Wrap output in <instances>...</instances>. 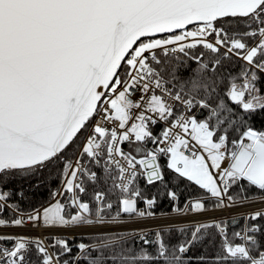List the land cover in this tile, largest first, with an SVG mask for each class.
<instances>
[{
	"label": "snow or ice",
	"instance_id": "obj_1",
	"mask_svg": "<svg viewBox=\"0 0 264 264\" xmlns=\"http://www.w3.org/2000/svg\"><path fill=\"white\" fill-rule=\"evenodd\" d=\"M0 264H264V0H0Z\"/></svg>",
	"mask_w": 264,
	"mask_h": 264
},
{
	"label": "built area",
	"instance_id": "obj_2",
	"mask_svg": "<svg viewBox=\"0 0 264 264\" xmlns=\"http://www.w3.org/2000/svg\"><path fill=\"white\" fill-rule=\"evenodd\" d=\"M5 231H17L16 229H5ZM34 234H39V233H34Z\"/></svg>",
	"mask_w": 264,
	"mask_h": 264
}]
</instances>
